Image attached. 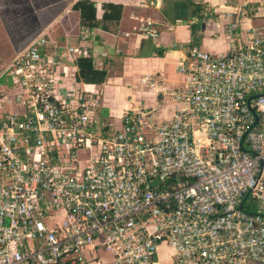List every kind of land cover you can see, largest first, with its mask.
<instances>
[{"label": "built area", "instance_id": "obj_1", "mask_svg": "<svg viewBox=\"0 0 264 264\" xmlns=\"http://www.w3.org/2000/svg\"><path fill=\"white\" fill-rule=\"evenodd\" d=\"M250 32L222 53L180 43L173 116L128 110L118 129L95 87L59 86L76 47L46 53L40 37L15 56L0 98V264H93L102 250L152 264L162 243L182 264L264 261V27ZM7 96L23 110L3 112Z\"/></svg>", "mask_w": 264, "mask_h": 264}, {"label": "crops", "instance_id": "obj_2", "mask_svg": "<svg viewBox=\"0 0 264 264\" xmlns=\"http://www.w3.org/2000/svg\"><path fill=\"white\" fill-rule=\"evenodd\" d=\"M75 1L0 0V56L11 55V64L15 56L40 37L47 39L50 51L74 46L78 49L75 58L92 55L97 67L108 70L105 82L78 81L74 59L67 61V73L60 72L59 83L68 89L76 84L95 87L101 95L97 113H107L105 121L113 129L121 127L122 116L128 110L149 111L159 120L173 116L176 103L168 89L183 80L179 67L186 53L180 43H194L207 51L222 53L229 50L232 40L247 45L251 27H264V0H153L154 4L151 0H94L98 17L103 13V2L122 4L121 18L109 30L81 27L79 14L72 8ZM239 13V26L229 36L227 25ZM148 20L159 30L156 38L139 29ZM146 75H153L155 82L144 80ZM13 87L11 79L0 83V98ZM8 110L23 109L11 96L3 103V112ZM158 250L153 263L182 264L173 258L177 255L168 244L162 243ZM103 262L104 259L93 260V264Z\"/></svg>", "mask_w": 264, "mask_h": 264}, {"label": "trees", "instance_id": "obj_3", "mask_svg": "<svg viewBox=\"0 0 264 264\" xmlns=\"http://www.w3.org/2000/svg\"><path fill=\"white\" fill-rule=\"evenodd\" d=\"M72 8L79 14L81 27L88 29L101 28L104 30H109L111 25L116 24L120 20L123 10L122 4L111 1L103 2V13L98 17L96 2L94 0H76ZM206 14L209 17L212 16L209 13ZM45 51L46 53L50 52L48 46H46ZM158 53L162 54L163 51H158ZM75 63L78 69L76 74L78 81L88 84H101L106 81L108 70L105 67H97L92 55H77ZM100 115L103 121L106 120L107 113H100ZM253 210H256V208Z\"/></svg>", "mask_w": 264, "mask_h": 264}, {"label": "rangeland", "instance_id": "obj_4", "mask_svg": "<svg viewBox=\"0 0 264 264\" xmlns=\"http://www.w3.org/2000/svg\"><path fill=\"white\" fill-rule=\"evenodd\" d=\"M20 7H21V9H23V6H20ZM25 8L27 9V6H25ZM9 56H11V55L2 54L0 56V76H1L0 83L2 85L4 83H6L7 80H9L10 79V76H11L10 73H9L10 72L9 65H10L11 58ZM59 86L62 88V90H63L64 93H73L65 85H63V84L60 83ZM76 87H78L77 84H76ZM158 252H159V250H158ZM100 255H101L102 259H104V262H103L104 264H106V262L112 264L111 261H112L113 258H112V255L109 252H106V251L102 250L100 252ZM173 258L176 259V261L178 260V258L176 256L173 257ZM152 264H156V263H152Z\"/></svg>", "mask_w": 264, "mask_h": 264}, {"label": "water", "instance_id": "obj_5", "mask_svg": "<svg viewBox=\"0 0 264 264\" xmlns=\"http://www.w3.org/2000/svg\"><path fill=\"white\" fill-rule=\"evenodd\" d=\"M249 106H250V110L253 112V114L256 116V118L258 117L257 116V113L255 112V110L251 107V105L249 104ZM248 197V194L245 196V198H244V200L246 199ZM244 200L242 201V203H241V207H243V202H244Z\"/></svg>", "mask_w": 264, "mask_h": 264}]
</instances>
